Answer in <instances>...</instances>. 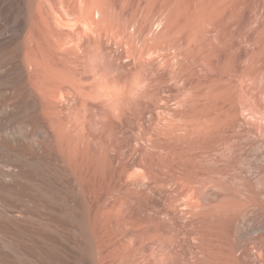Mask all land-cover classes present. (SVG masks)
<instances>
[{"label": "bare ground", "instance_id": "6f19581e", "mask_svg": "<svg viewBox=\"0 0 264 264\" xmlns=\"http://www.w3.org/2000/svg\"><path fill=\"white\" fill-rule=\"evenodd\" d=\"M149 1L153 5L154 0ZM23 4L17 17L0 16V264H204L202 256L213 259L212 264H236L212 253L209 242L211 251L200 252L203 262L193 263L185 247L190 241L177 242L182 241L176 236L175 188L182 177L177 174L204 153L190 148L189 142L202 135L207 120L199 97L207 100V93H212L211 87H205L204 97L202 89L204 94L191 91L198 99L188 93L195 69L207 66V56H198L199 47L197 53L192 49L194 39L182 28L186 22L177 28L173 18L168 19L171 23L156 37L148 25L152 20L144 23L139 17L138 23L134 18L140 6L130 17L127 12L128 22L122 24L112 18V0H24ZM141 14L143 19L145 13ZM154 14L148 12L146 17ZM195 100L200 101L201 112L192 108ZM231 209L218 218L240 220L238 211L234 213L237 208ZM216 241L217 247L225 240ZM263 245L258 250L264 256Z\"/></svg>", "mask_w": 264, "mask_h": 264}, {"label": "rangeland", "instance_id": "374dc122", "mask_svg": "<svg viewBox=\"0 0 264 264\" xmlns=\"http://www.w3.org/2000/svg\"><path fill=\"white\" fill-rule=\"evenodd\" d=\"M23 1L24 0H0V16L2 18H6L9 15L12 16L13 18L17 17L18 16L17 9L19 10V9L24 8ZM125 1H127V4ZM125 1L124 0H112V2H113V4H112V18L115 21V23L117 22V23L125 24L126 22H128V17H130L131 16L130 13H132L131 11L132 10H138L139 6H140L139 7L140 11L139 10L138 11L141 13H145V14H143L145 16H143V19H142L141 18L142 14L139 13V14H141V15H139L138 11H137V15L134 18L136 19L138 17L137 22L142 21L144 23H145V21L147 22L149 20H152V21H149V22H151V24L148 23V25L150 26V29H151L154 36H156V35L158 36L160 34L158 37H161V32H163L164 26L171 23L170 22L171 18H173V20L175 19L174 21L172 20V22H173L172 24H174V27L176 24V27L178 26L177 28L184 26L185 25L184 23L186 22V25L182 28H184V30L186 32L189 30L188 34L191 35V37L189 36L190 40L193 41V39H194V41H197V44L194 41L192 42V45H193V46L191 45L193 47L192 49H194L195 50L194 52H196L195 47H197V49L199 47L198 50L200 52L197 50L199 53L198 56L199 55H201V56L205 55L204 58H206V56L208 58V59L207 58L205 59V60H207V62H206L207 66L204 67L202 65L201 67H199L200 70L198 68L195 69L196 70L195 73L197 72L196 73L197 75H195L196 78H195V76L193 77V79L191 77V81H189V83H191V82L192 83L189 84L190 86H187V89H189L188 90L189 92L188 91L187 92L190 94V96L193 94L196 96V94L198 93V90H199V94H201L203 92L202 90H204V92H205V91L209 90L210 87H211V89L209 90L210 93L212 92L214 94H212V93L209 94V93H207L208 91L205 92V94L203 92L204 95H201V97L202 96L204 97L206 95V93H207V95H206L207 98H209V96H210V98L207 100L205 99L206 97H204V99L199 97V100H202L201 101L202 105L200 107H203V108H201V111H203L202 113L204 115H206L207 120H206V124L204 127V132L202 133V135L201 134L195 135L194 136L195 139H191L189 142L190 148H192L194 150H196V148L199 150L200 149L204 150L203 151L204 153H202V154H204L203 155L204 157L201 154L199 157H196L193 160L191 159L192 160L191 163L189 162L190 167L188 166L187 168H185L183 170L184 172L181 170L183 173L177 174L178 176H180V175L182 177L185 176L183 178L182 177L179 178L177 176L179 178V181H177V182L181 186V188H179L180 186L178 187V184H176L177 185L176 187H178V188H175L176 189L175 190V199L177 198L176 199V202H177L176 203V215H177L176 216L177 217L176 222L179 221L178 222L179 224L176 223V225H178V226H176V227H178V229L176 228V231H177L176 236L178 237V235H179V237L178 238L176 237V238L182 239V241L178 240L177 242L183 243L184 242L183 240L190 241V243L189 242L185 243L186 246L185 245L184 246L186 247V249L189 253V257H190L191 261L193 260V263L197 262V260L203 262V260H202V258H203L205 260L204 264H206V263L212 264L211 262H213V259H211L210 257H207V256L205 258L204 256H202L203 254L200 253L201 251L203 252L204 249H205L204 252H207V253L209 252V250H210V248L208 247L209 244L208 245L206 244L207 242H209L210 243L209 246H211V249L213 248L212 251L210 250L212 253H216L217 256H218V253H220V254H222L221 256H225L226 259L230 257L229 259L231 261H234L233 263H236V264H256V263L257 264H263L264 263V261H263L264 256L262 254H260V250H258V249H260V246H261V244L263 245L262 242L264 241V239L262 238V236H264V232H263L264 231V0H159V2H158V0H154V2H158L155 4V7H153L154 2H153V5L151 4L154 11L153 10L150 11L152 7L147 3L148 0H138V1L137 0H125ZM132 1H134V2H132ZM165 1H167V2H165ZM122 3L124 5L126 4V6L123 7ZM149 3H151V0L149 1ZM137 4H140V5H137ZM168 4H169V6H168ZM133 5L135 8L133 7ZM148 5L150 6L149 9H148V7H149ZM144 6L145 7L148 6L146 8V9H148V11L145 9ZM170 6H171V8H170ZM126 7H128L129 9ZM124 8L128 9V10H125ZM141 8H143V9H141ZM172 8H173L172 13L174 15L176 14L175 15L176 18L171 16V15H173L172 13L170 14L171 11L169 12V10ZM120 9H123L125 11L120 10ZM156 10H159V13ZM155 11H156V15L154 14ZM127 12L129 13V16L127 15L128 14ZM146 12L147 13L152 12L154 14V16L150 15L149 17L153 16V17H155V19H152V18L150 19L149 17L147 18ZM166 12H168L169 15ZM180 12H183L182 13L183 18H182V16H178V15H181ZM120 13H122V14H120ZM135 13H136V11H135ZM122 16L125 18H122ZM166 16L169 18H167ZM139 17H140L141 21H140ZM177 17L179 18L178 21L179 22L181 21L180 23L183 22L182 23L183 25L180 23H178V24L176 23ZM119 19L121 20V22ZM145 19H149V20H145ZM186 19H188V20H186ZM129 20H130V18H129ZM187 22L188 23L190 22V24H189L190 28H192L194 26L193 29H188L189 26H187L188 25ZM172 24H170V25L172 26ZM198 26H200L199 27L200 30L198 29ZM202 26L204 27L203 29H202ZM195 28L197 30H195ZM190 30H192V31L194 30L196 32V34L193 31V34H195V35H193L192 31H190ZM206 30H208V31L206 32ZM201 32L204 35H202ZM199 36L200 37L202 36V38L199 39L200 38ZM207 43H208V45H207ZM209 46L211 48H209ZM211 49H213V50H211ZM201 51H203V52H201ZM212 54H213L214 58L212 57ZM208 55H210V56H208ZM215 56H217V58ZM192 61H195V60H192ZM192 61H191V63H192ZM202 67H203V69H202ZM204 68H205V70H204ZM202 70H203V72H202ZM204 75L205 76L207 75V76L205 77ZM192 76H193V74H192ZM202 76H204V78H202ZM199 78H200V81L197 80ZM213 80L216 82H214ZM204 82H206V85ZM207 82H209V83L207 84ZM211 82H214V83L212 84ZM180 83H181V85H177V86H179V88H181V86H183L182 82H180ZM201 84H202V86H201ZM214 84H217V85L214 86ZM220 86H221V88L222 87L227 88L229 92L225 91V88H223L224 90H222L220 88ZM191 87H192V90H191ZM193 87H194V89H193ZM205 87H207L206 88L207 90L205 89ZM215 87H219V89L215 88ZM220 90H222L221 92L226 94V95H224L225 97L223 96V93L220 92ZM191 91H194L197 93L191 94L192 93ZM195 96H193V97H195ZM196 97L198 99V96H196ZM219 97H221V99L218 100ZM212 99L215 100V103L213 102L214 100H212ZM211 100L214 104H212ZM198 101L195 100V102H197V104L194 103L195 106L192 105V108L194 107V109L197 108V110H198L197 105L199 106V104H200V101L199 102ZM216 101H217V103H216ZM219 106H221V107H219ZM173 108L174 109L176 108L175 110H180L179 107L177 108V106H174V105H173ZM217 109H219V110H217ZM197 110L195 109L196 112H201V111H199V110L197 111ZM220 115H221V117H220ZM217 116H218V118H217L218 120L216 119ZM225 116H226V119H225ZM212 117H213V119H212ZM221 120H223L222 121L223 123H221ZM225 120H227L226 123H225ZM212 122H213V124H212ZM216 123L218 125L219 124H221V125L218 126ZM214 125H215V127L217 126L216 128L218 130L215 127H213ZM211 126L213 127L214 130L211 129L212 128ZM222 126L224 127V129ZM229 128H230V130H229ZM206 131H207V133H206ZM214 131H216V132H214ZM216 133H217V136H216ZM205 137H206V139H205ZM212 137H213V140H212ZM207 138H208V140H207ZM197 139H198V144L201 143L200 145L197 144V142H196ZM201 139H202V141H201ZM214 140H215V144L213 143ZM191 142H192V145H191ZM202 143H204V145H202ZM206 144H207V146L205 147ZM210 145H212V147ZM199 146H201V148ZM194 147H196V148H194ZM204 147L206 150L204 149ZM209 147H211L212 149ZM213 147H215V148L213 149ZM207 148H209V151H207L208 150ZM195 166H197L196 168H198V169H196ZM190 168H191V170H190ZM192 170L194 172H192ZM198 170H199L200 174L198 173ZM185 171H187V173ZM185 173H186V175H185ZM194 173H196L197 176ZM187 174H189V175H187ZM191 176L193 179H191ZM194 176H196L198 178H196ZM178 178H177V180H178ZM192 181H193V184H192ZM202 185H203V187H202ZM183 186H185V187H183ZM200 187H202V188H200ZM185 188H187L188 191ZM196 188H199V189H196ZM181 189H183L184 193L182 192ZM178 191H180L181 194L178 195V193H179ZM200 194H202V195H200ZM180 195H183V196L185 195L184 198L186 197L187 199L185 200L183 198V196H181V198H180ZM193 195H194V197H193ZM178 197H179V199H178ZM188 197H190L191 200L188 199ZM200 197H201V199H200ZM249 199H251V200H249ZM178 200H180V201H178ZM187 201L189 202V204H190V202H193V204L192 203L190 204L191 205L190 208L188 207L189 204ZM181 202L184 203V205L187 203V205H185V207H184ZM247 202H249L250 204ZM228 203H231V204L237 203V204L232 206L230 204L228 205ZM251 203H253V204L251 205ZM201 204L203 207L201 206ZM178 205H179V207H178ZM195 205H197V206H195ZM221 205H222V207H220ZM191 207H193L195 209H192ZM233 207L237 208V209L239 208L238 210L236 209L234 211V213L238 211V214L236 213L237 216L238 215L241 216V218L237 217V219H240V220H238V221L236 220L237 221V222L235 221L236 223L231 220L236 225H234L233 223L231 224V221H229L227 218L219 219L220 218L219 214L221 212H223L224 210L227 211V209H231V208H232L231 210L233 212V210H234ZM247 207H248V209H246V211H244L245 208H247ZM195 210H197V211H195ZM198 210H200V211L203 210V211L198 212ZM191 211L192 212L195 211L196 213L195 212L192 213ZM204 211L207 212L208 214L207 213L203 214ZM247 213H248L249 217L246 216ZM190 214H191L192 218H191ZM236 214H235V216H236ZM182 215H183V218H181V219L183 220V222L186 220L185 222H187V223H185V222H184V224H183V222L181 223L182 220L180 221L179 218H180V216L182 217ZM186 215H187V217H186ZM202 215H204V216H202ZM205 215L208 216V218ZM210 215H212L211 216L212 221H211V217H209ZM197 217L199 218L198 220H197ZM202 217H205V219L207 218L206 220H209V221L207 222L205 219L203 220ZM188 218L189 219L191 218L193 221L191 219L187 220ZM200 218L202 221H199ZM194 219H196V221H194ZM249 219H251V220H249ZM244 221H246V222H244ZM247 221H248V223H247ZM196 222H198L200 224V227L198 226L199 224H197ZM224 222H225V224H224ZM192 223H194V224L192 225ZM212 223H214V225ZM215 223L217 224V226L215 225ZM219 223H220V225H219ZM207 224H209L210 226ZM249 224L252 226H248ZM230 225H232L231 226L232 228L229 227ZM180 226L182 228H180ZM189 226H190V228H189ZM203 226L205 227V229ZM213 226L216 229H214ZM237 226H238V229L236 228ZM192 227L196 228V229L198 228L196 230L198 233H196V231L193 232L194 229H192ZM208 227L209 228L211 227L209 230H211V231L214 230V231L213 232L208 231ZM250 227H252V228H250ZM186 228H188L190 230H188ZM180 229H183V231H181ZM219 230H221V231H219ZM236 230H238V231H236ZM190 231H191V233L189 236ZM199 231H200V233H199ZM216 231H218V232H216ZM179 232H181V233L183 232V233L180 234ZM184 232H185V234H184ZM214 232H216L217 235H219V236H217L215 233L216 237L213 238L215 236L213 234ZM242 233L244 234L243 236H242ZM246 233H247V235H246ZM209 234L212 237H210ZM223 234H225V235H223ZM228 234H231L230 235L231 237ZM250 234H252V235L250 236ZM180 235H182V237ZM193 235H194V237H193ZM191 236H192V238H191ZM206 236L207 237L209 236L208 237L209 239ZM257 236H259L260 239L262 238L263 241L260 240L259 238H257ZM194 238L198 242L196 240H194ZM204 238H205V240H204ZM210 238L212 239V241ZM229 238L230 239L232 238V239L230 240V242H227V240L229 241ZM214 239H216L217 241H220V240L222 241V239H223L225 241L220 242L218 244L219 247L218 246L216 247L215 245L217 243L214 242V241H216ZM203 240H204V243L203 242L201 243V241H203ZM225 242L229 243V244H226L228 246L225 245ZM256 242H258V243H256ZM221 243H223V244H221ZM194 244H195V246H194ZM199 244L202 245L203 247L205 245L206 248H203L202 246L200 247ZM231 245H232V247H231ZM253 245H255V246H253ZM251 246H252V248H251ZM189 247H191V248L193 247L192 248L193 251ZM222 247L226 248V250L223 249ZM234 247H236V248H234ZM263 247H264V245H263ZM208 248H209V250H208ZM218 248H220V249H218ZM189 249H190V252H189ZM215 249H217V250H215ZM228 250H229V252H231V253L228 252L231 256L228 255V257H227L228 253L226 255H225V253ZM250 250H251V252H250ZM232 251H233V253H232ZM195 253H196V255H195ZM197 254H199V255L197 256ZM232 254H236L235 257H237V258L232 256ZM249 254L251 256H248ZM256 255H258V256H256ZM201 256H202V258H201ZM231 257L234 258L235 260L234 259L232 260ZM199 259H201V260H199ZM229 259H227L225 261H228ZM208 260H209V262H208ZM230 260H229V262H231ZM246 261L247 262L251 261V262L246 263ZM231 264H232V262H231Z\"/></svg>", "mask_w": 264, "mask_h": 264}]
</instances>
